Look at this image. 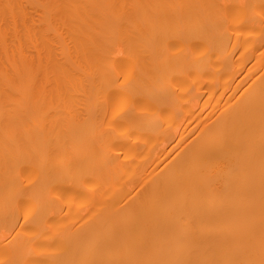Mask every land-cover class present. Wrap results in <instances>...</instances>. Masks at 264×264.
Returning <instances> with one entry per match:
<instances>
[{"label":"bare ground","instance_id":"bare-ground-1","mask_svg":"<svg viewBox=\"0 0 264 264\" xmlns=\"http://www.w3.org/2000/svg\"><path fill=\"white\" fill-rule=\"evenodd\" d=\"M0 264H264V0H0Z\"/></svg>","mask_w":264,"mask_h":264}]
</instances>
